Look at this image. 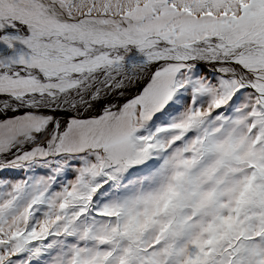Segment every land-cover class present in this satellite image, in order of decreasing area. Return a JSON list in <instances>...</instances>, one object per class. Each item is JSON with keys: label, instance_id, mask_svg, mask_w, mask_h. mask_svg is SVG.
Returning a JSON list of instances; mask_svg holds the SVG:
<instances>
[{"label": "snow or ice", "instance_id": "6c2138e0", "mask_svg": "<svg viewBox=\"0 0 264 264\" xmlns=\"http://www.w3.org/2000/svg\"><path fill=\"white\" fill-rule=\"evenodd\" d=\"M0 264H264V0H0Z\"/></svg>", "mask_w": 264, "mask_h": 264}]
</instances>
